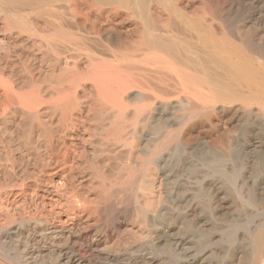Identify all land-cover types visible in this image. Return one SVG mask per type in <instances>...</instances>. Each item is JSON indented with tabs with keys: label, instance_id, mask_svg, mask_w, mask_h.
I'll list each match as a JSON object with an SVG mask.
<instances>
[{
	"label": "bare ground",
	"instance_id": "1",
	"mask_svg": "<svg viewBox=\"0 0 264 264\" xmlns=\"http://www.w3.org/2000/svg\"><path fill=\"white\" fill-rule=\"evenodd\" d=\"M165 244L264 264V0H0V264Z\"/></svg>",
	"mask_w": 264,
	"mask_h": 264
},
{
	"label": "rangeland",
	"instance_id": "2",
	"mask_svg": "<svg viewBox=\"0 0 264 264\" xmlns=\"http://www.w3.org/2000/svg\"><path fill=\"white\" fill-rule=\"evenodd\" d=\"M217 5V4H216ZM214 7V6H213ZM216 7V6H215ZM217 7H218V5H217ZM242 7H243V10H244V12H243V10H242ZM242 7L239 9L240 11V13L238 12V11H236V12H233L234 13V15H230V14H228L227 16H228V18H226L227 20L226 21H229L230 23H237V22H242V20L244 19H247L248 18V16H249V9L247 10V7L246 6H243L242 5ZM216 9V11L218 12V8H215ZM247 11V12H246ZM243 12V13H242ZM236 13V14H235ZM239 13V14H238ZM217 14V13H216ZM245 15H247L246 17H245ZM227 16H225V17H227ZM225 17H223V18H225ZM232 21V22H231ZM183 229H181L180 231H179V234H182V232L184 233L185 232V230L186 229H184V226L182 227ZM182 231V232H181ZM160 252V251H159ZM179 254H180V252H178ZM161 254L163 255V256H165V257H168V258H170L169 260H173L172 262L173 263H171V264H175V263H177V261L178 260H180V259H182V258H184V256L182 255H179V254H177V252H176V254H174L173 252H172V250L170 249V247L168 246V245H164L163 247H161ZM264 259H262V260H260L261 262L260 263H262V261H263Z\"/></svg>",
	"mask_w": 264,
	"mask_h": 264
}]
</instances>
